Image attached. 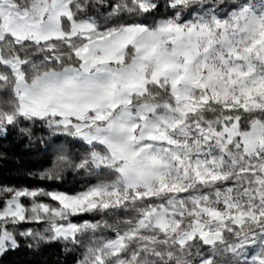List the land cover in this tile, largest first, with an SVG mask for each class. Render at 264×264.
<instances>
[{
    "label": "snow or ice",
    "instance_id": "snow-or-ice-1",
    "mask_svg": "<svg viewBox=\"0 0 264 264\" xmlns=\"http://www.w3.org/2000/svg\"><path fill=\"white\" fill-rule=\"evenodd\" d=\"M0 93V134L84 149L38 179H87L0 185V256L264 264V0H0Z\"/></svg>",
    "mask_w": 264,
    "mask_h": 264
},
{
    "label": "trees",
    "instance_id": "trees-1",
    "mask_svg": "<svg viewBox=\"0 0 264 264\" xmlns=\"http://www.w3.org/2000/svg\"><path fill=\"white\" fill-rule=\"evenodd\" d=\"M6 100L7 95L0 93V104ZM42 137L47 143H41ZM58 149L70 153L73 157L81 155L84 151L79 143H64L63 138H49L47 130L39 124L32 128L31 139L21 134L18 129H10L7 134H0V185L42 187L69 193L79 191L87 183V179L71 172L66 174L65 182L59 184L37 178L42 170L51 165ZM84 219L92 217L86 216ZM24 227L27 225H22L21 230ZM29 242L20 240L21 247L17 251H9L0 256V264H75L79 255L77 252H66L63 242L42 244L36 251L28 249L26 245Z\"/></svg>",
    "mask_w": 264,
    "mask_h": 264
}]
</instances>
